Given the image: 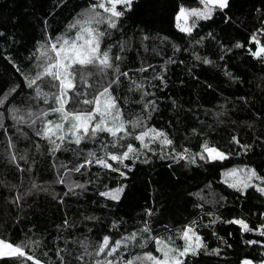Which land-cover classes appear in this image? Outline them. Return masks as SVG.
Masks as SVG:
<instances>
[{
    "label": "trees",
    "instance_id": "obj_1",
    "mask_svg": "<svg viewBox=\"0 0 264 264\" xmlns=\"http://www.w3.org/2000/svg\"><path fill=\"white\" fill-rule=\"evenodd\" d=\"M183 1L176 0L180 6ZM98 2L0 0V101H3L0 103V119L3 120L0 128V237L13 243L33 242L37 258H42L44 264H61L55 254L57 247L67 250V254L61 252L64 264H77L76 257L84 251L83 244L89 245L88 251H92L91 246L100 242L102 234L112 236L113 240L120 239L142 229L147 222L152 229L150 234L160 236L195 222L194 227L208 249L220 248L221 252L217 256L211 251H201L197 256L186 257L189 264H240L245 258L258 261L264 248L245 242L261 239L260 235L246 233L240 226L227 222L234 218L245 219L250 227H258L264 222V216L259 215L264 213V194L251 187L244 192L231 188L224 184L221 176L229 168L244 165L256 168L258 175L264 176V118H261L264 116L261 111L264 110V59L253 58L248 52L249 48L254 51L257 47L250 36L264 20V2L230 0L231 11L227 13L230 25H225L222 14L214 9V19L197 20L198 27L192 33H183L176 27L172 0H146L135 12L126 14L118 21L120 27L109 30L111 35L101 39V50L111 45L114 68V57L120 55L119 69L129 73L120 78L118 86L114 85L112 95L120 98L122 119L132 135L114 141L110 135L98 133L81 145L73 142L62 146L53 156L47 151V142L34 135L36 129L14 120L12 110H17L15 115L27 116L29 111L39 112L55 106L53 97L59 91L58 81L49 83L50 78L37 81V90L29 89L21 80L34 78L38 66L42 69L44 48L41 45L46 39L75 38L78 29H70L68 25L82 19L88 7ZM257 8L261 11L257 12ZM118 10L123 9L118 6ZM106 29V24L99 26L100 31ZM143 36L148 39L142 42ZM257 36L264 45V35L257 33ZM157 37L167 40L161 42ZM197 56L201 59L197 60ZM205 59L208 64L204 63ZM141 66L144 72L139 71ZM73 67L78 68L75 86L76 91L82 93L81 103L74 106L70 101L66 110H91L94 104L85 105L83 101L92 100L103 81L114 79L115 70L102 72L99 65L82 66L84 78L81 79V66ZM158 74L164 76L163 84L154 78ZM140 84L143 87L137 88ZM14 85H21L24 91L20 92L19 88L9 91ZM241 96L247 98V105L239 101ZM148 100L154 102L156 111L151 113L146 126L166 132L177 151L182 146L190 149L188 155L192 156L208 141L210 146L237 152L240 148L231 141L233 135L240 138L242 145L254 144L255 147L241 155H232L226 162L197 160L196 164H190L180 161L169 166L170 161L153 157L148 165L138 161L135 169L128 172L127 179L93 163L67 178L84 187L74 189L76 195L65 197L61 203V197L68 191L67 183H56L57 174L64 175L61 165L72 168L82 164L89 151L93 153V161L104 158L107 152L121 154L127 144L141 150L143 159L144 150L135 135L144 127H133L131 122L143 123L148 115L143 104ZM46 119L58 120L59 114L49 113ZM64 123L67 127L68 122ZM36 144L40 145L39 149ZM150 147L160 150L159 144ZM164 150L170 151V148ZM9 153L16 155L14 162L8 159ZM109 163L116 167L111 160ZM210 163L222 164V167L213 172ZM33 184L36 187H32ZM119 185L126 186L120 202L99 196L107 188ZM148 208L152 209L151 216L146 212ZM87 217L96 219L87 220ZM65 218L74 227L63 228ZM114 222L120 226L112 228ZM26 251L33 254L31 247ZM144 251L155 253V243L150 242L143 248L137 243L131 254L135 256ZM40 253H47V257ZM128 258L125 252L124 259ZM7 264H19V260L7 258Z\"/></svg>",
    "mask_w": 264,
    "mask_h": 264
},
{
    "label": "snow or ice",
    "instance_id": "obj_2",
    "mask_svg": "<svg viewBox=\"0 0 264 264\" xmlns=\"http://www.w3.org/2000/svg\"><path fill=\"white\" fill-rule=\"evenodd\" d=\"M264 2V0H262ZM146 0H99L98 3H92L87 11L84 13L82 19L76 20L74 23L68 25L70 29H78L76 31L75 38L68 39L66 37H57L55 41L51 38H47L45 43L41 45L44 48L41 59L43 61L42 69L38 66L34 78L22 79L21 84H26L29 89H39L37 81L43 82L45 78H50L49 83L53 81L59 82V91L53 97L55 106L42 109L39 112L29 111L27 116L15 115L16 109H13V119L18 120L20 123H27L29 126L35 128L34 135L37 138H42L47 142V151L53 156L56 155L57 150H62V146L70 145L74 142L75 145H81L82 141H89L97 137L98 133H106L110 135L113 140L120 139L124 136H131L127 128L125 127V120L122 119L121 108L119 104V97L112 95L115 91L114 85L120 84L121 77H127L129 73L127 71L121 72L119 69V63L122 62V57L117 55L114 57L116 65L114 68L113 57L110 56L111 45L107 49L101 50V39L106 35H111V31L120 27L118 21L125 17L126 14H131L140 8L142 4H145ZM200 3L205 4L206 8L203 12L200 9H185L180 6L176 0H172V12L176 20V27L180 28L183 33H192L196 29V21L203 19L204 21H212L214 19L212 13L214 9L219 10L222 14V21L225 25H230L231 18L227 15L231 11L230 0H200ZM118 6L123 10H118ZM257 12L261 9L257 8ZM193 17L192 23L189 25V18ZM183 21V24L181 23ZM107 25L105 31H100V25ZM257 33L264 35V20H261V27L257 28L250 36V41L257 45L253 51L251 48L248 52L253 58L264 59V45H261L258 39ZM208 35H211L209 33ZM161 42L167 40L166 37H157ZM147 36L142 37V42L147 40ZM203 37H201V40ZM200 41H197L199 43ZM24 46V45H21ZM240 45H237L239 47ZM178 49V46H174ZM120 50L124 51L123 42H120ZM8 59V58H6ZM197 60L201 59L199 56ZM180 63H183L182 61ZM205 64H208V60H204ZM102 66L101 71L108 69L115 70L116 76L112 80H105L99 85L97 94L92 100H85V105H93L91 110H75L67 111L66 105L71 104L79 106L80 96L82 93L76 91L75 78L78 68L73 66H81L79 70L81 72V79L84 78V71L82 66ZM148 68H152V65H148ZM19 72V68L15 69ZM140 72H144V66L139 69ZM230 75L229 73H225ZM158 79L162 84L164 83V76L157 75L154 77ZM243 83V81H241ZM4 86H7V80L4 81ZM143 85H137V88H142ZM167 87V85H165ZM211 88V85H208ZM19 88L20 92L24 91L21 85H14L9 91H16ZM2 90V89H0ZM72 95H69V92ZM39 95V91H37ZM147 95V93H145ZM31 99V98H29ZM239 101L245 105L249 103L246 97H239ZM3 103V101H0ZM47 103V100H45ZM175 103V101H173ZM143 109L147 111L148 115L144 117L143 123L140 120L132 121V126H143L144 130L139 131L135 135V139L139 141L141 149L143 151V159H141V150L136 149L132 144H127L126 148L121 154L116 152H107L104 158L91 159L93 153L88 152V158L83 160L82 164L68 168L61 165L64 175L57 174L56 183L60 185L68 184V191L64 193V197H61L60 202H64L65 197L75 196L74 189L83 188V184L69 181L67 178L72 173L81 172L82 168L90 167L93 163L103 168L116 172L120 177L127 179L128 172L133 171L137 162H141L148 165L152 162L153 157L160 160L170 161L171 164L178 163L180 161H187L190 164H196L197 160L208 162H226L232 155H241L250 151L255 147L254 144H241L240 138L237 135L231 137V141L239 146L240 150L233 152L231 150L221 149L216 145H209L208 141H205L200 146V151L189 156L190 149L181 146V149L177 151V147L174 145L173 140L168 138V134L156 127H147L146 121L151 118V113L156 111V105L152 100H148L143 104ZM264 112V110H261ZM49 113L59 114L58 120L46 119ZM219 115V113H217ZM261 118H264L262 116ZM65 121L68 122L67 127ZM39 123V127L37 124ZM3 127V120L0 119V128ZM251 127V125H249ZM193 132L196 129L192 130ZM159 144L160 150L157 151L155 147L150 145ZM36 148H40L39 144L35 145ZM165 148H170V151H165ZM151 153V155H149ZM24 157H21L23 159ZM8 159L14 162L17 157L14 154L9 153ZM109 160L116 164L113 168V163H109ZM125 161H128L126 163ZM210 167L215 172L217 167H222V164H211ZM221 179L224 184L231 188L239 189L241 192L253 188L255 191L264 194V176L258 175L256 168L248 167L247 165L241 167H232L227 171H224ZM32 187H36L35 184ZM125 185H119L116 187L107 188L106 191L100 192L99 196L103 198H109L111 201L120 202L122 195L125 191ZM149 216L152 215V209H146ZM208 215H212L209 213ZM259 215L264 216V213ZM87 220H95V217H87ZM214 222V221H213ZM195 222H190L186 225L181 233L184 241L182 247H174L171 239L165 240L161 236L151 235V227L147 222L144 223L142 229L132 231L128 235L121 236L120 239L113 240L112 236L102 234L100 242L96 245H92V251H88L89 245L83 244L84 251L76 257L77 264H189V260L186 259L197 256L201 251L209 252L219 256L221 249L213 248L208 249L207 245L203 242V237L199 235L198 230L194 227ZM227 223H234L240 226L246 233L258 232L261 239H249L245 243L249 246L256 245L260 248H264V222L260 223L258 227H250L245 219H233ZM120 225L118 222L112 224V228H117ZM63 228L74 227L69 224V220L65 218L62 224ZM101 228L103 225L100 226ZM92 231V229H89ZM154 242L158 255H154L150 251H144L142 254L132 256L131 249L136 247L139 243L143 248L146 244ZM32 248L33 254H29L26 248ZM231 247V245H228ZM67 254L66 249L56 248L55 254L60 259L61 264H64V256L61 252ZM129 255L128 259H124V253ZM42 257H47V253H40ZM7 258H18L19 264H44L43 259L37 258L35 252V245L31 241L20 240L17 243L11 242L7 238L0 237V264H7ZM240 264H264V253L258 261H254L251 258L243 259Z\"/></svg>",
    "mask_w": 264,
    "mask_h": 264
},
{
    "label": "rangeland",
    "instance_id": "obj_3",
    "mask_svg": "<svg viewBox=\"0 0 264 264\" xmlns=\"http://www.w3.org/2000/svg\"><path fill=\"white\" fill-rule=\"evenodd\" d=\"M182 7L185 9H200L201 12H203L206 8L205 4L200 3V0H184L182 3ZM193 21V17L190 16L188 24L190 25ZM177 23V22H176ZM183 24V21H181ZM180 29V28H179ZM184 228L176 229L173 232H165L161 234L160 236L164 238L165 240L171 239L174 243V247H182L183 246V239H182V231ZM154 255H158L157 251L153 253ZM136 256V255H135Z\"/></svg>",
    "mask_w": 264,
    "mask_h": 264
},
{
    "label": "built area",
    "instance_id": "obj_4",
    "mask_svg": "<svg viewBox=\"0 0 264 264\" xmlns=\"http://www.w3.org/2000/svg\"><path fill=\"white\" fill-rule=\"evenodd\" d=\"M252 233H254V234H259L258 232H252Z\"/></svg>",
    "mask_w": 264,
    "mask_h": 264
}]
</instances>
